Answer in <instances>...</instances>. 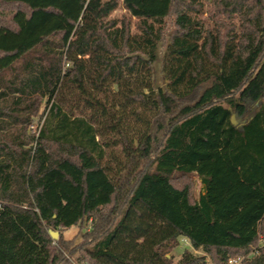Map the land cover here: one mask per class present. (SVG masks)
Here are the masks:
<instances>
[{
  "label": "trees",
  "instance_id": "1",
  "mask_svg": "<svg viewBox=\"0 0 264 264\" xmlns=\"http://www.w3.org/2000/svg\"><path fill=\"white\" fill-rule=\"evenodd\" d=\"M263 95L264 0H0V264H264Z\"/></svg>",
  "mask_w": 264,
  "mask_h": 264
},
{
  "label": "rangeland",
  "instance_id": "2",
  "mask_svg": "<svg viewBox=\"0 0 264 264\" xmlns=\"http://www.w3.org/2000/svg\"><path fill=\"white\" fill-rule=\"evenodd\" d=\"M115 15H121V14H128L126 9H124L122 6H120L117 10L114 11ZM167 21V26L170 27V22H169V18L166 20ZM157 54H159V50L157 49ZM154 80H155V85H163L164 84V79L161 76V71H160V64H159V60H157L156 64L154 65ZM259 102H263L264 103V95L263 97H261L258 101L252 102L250 103L248 110L246 111L245 115L241 118H236L234 116L231 117V120L237 124L245 121L251 114V112L253 111V109L257 106V104ZM43 112V106L42 108H40L38 115L36 116L35 121L32 124V131H36L37 125H40V115ZM40 152L42 154V156H45V152L43 150L40 149ZM175 182H178L179 184H187L190 187V191L192 196H197V194L199 193V191L201 190V183L199 178L197 177L196 174H189V175H183V176H177L175 178ZM89 226L88 221L84 220L82 221L79 225H75L72 226L66 230H62L61 231V235L65 238H72L74 236L77 235L76 239L79 238V233L85 229H87ZM57 232V231H54ZM58 235V232H57ZM188 249L189 251H191L194 255L197 256H203L205 257L208 262V258H207V254L201 249H194L189 241L184 238V237H180L179 238V244L177 247H175L169 254L168 256H171L173 261H177L180 257L182 252ZM236 262H233L231 264H241V258L240 257H236ZM80 264V263H77Z\"/></svg>",
  "mask_w": 264,
  "mask_h": 264
},
{
  "label": "water",
  "instance_id": "3",
  "mask_svg": "<svg viewBox=\"0 0 264 264\" xmlns=\"http://www.w3.org/2000/svg\"><path fill=\"white\" fill-rule=\"evenodd\" d=\"M50 233H51V235H52V237H53L54 239L57 238V236H58V235H57V232L51 231Z\"/></svg>",
  "mask_w": 264,
  "mask_h": 264
},
{
  "label": "built area",
  "instance_id": "4",
  "mask_svg": "<svg viewBox=\"0 0 264 264\" xmlns=\"http://www.w3.org/2000/svg\"><path fill=\"white\" fill-rule=\"evenodd\" d=\"M236 258H231V259H229V261H228V264H231V263H233V262H236Z\"/></svg>",
  "mask_w": 264,
  "mask_h": 264
}]
</instances>
